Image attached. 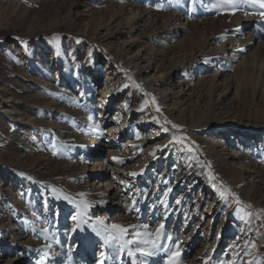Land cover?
<instances>
[{
	"label": "rangeland",
	"instance_id": "rangeland-1",
	"mask_svg": "<svg viewBox=\"0 0 264 264\" xmlns=\"http://www.w3.org/2000/svg\"><path fill=\"white\" fill-rule=\"evenodd\" d=\"M215 3L0 0V264H264V9Z\"/></svg>",
	"mask_w": 264,
	"mask_h": 264
},
{
	"label": "snow or ice",
	"instance_id": "snow-or-ice-1",
	"mask_svg": "<svg viewBox=\"0 0 264 264\" xmlns=\"http://www.w3.org/2000/svg\"><path fill=\"white\" fill-rule=\"evenodd\" d=\"M246 4H259L260 8L264 9V0H216V3L213 5V7L217 8V9L224 10V11H228L231 14H235V12H236V10L238 8H240V7H242L243 5H246ZM261 15H264V11L261 12ZM137 87H139V85H137ZM157 110H159V109H157ZM173 127L177 128L178 126L177 125H173ZM164 130L167 131L168 129L165 128ZM178 142H182V140L178 139ZM119 162L123 163V161H119ZM130 175L135 176V175H137V173H130ZM221 195H222V198H223L224 193H221ZM233 195H235V194H233ZM237 200H238V198H237ZM177 203H179V201H177ZM99 223L103 224V221H99ZM109 227L111 229L115 230L116 232H118L119 233V237L112 236V237H106V239H108V238L123 239L124 235L127 233V229L125 227H123L122 225L113 224V225H110V226H105V231H107V229ZM163 229H164V225L161 224L160 228L157 230L156 237H155L154 240H150V241L149 240H145V241H141V242L142 243H151L153 248L159 247V243L158 242L165 235ZM168 239H171V237H168ZM124 243L128 244V243H132V241L125 240ZM165 251H166V249H165ZM152 254L153 253H151V252L147 253V255H152ZM129 255L133 256V255H135V253L130 251ZM173 255H178V253L177 254H173ZM169 260H170V264H176V261L172 260L171 257L169 258ZM257 264H262V262L257 261Z\"/></svg>",
	"mask_w": 264,
	"mask_h": 264
},
{
	"label": "bare ground",
	"instance_id": "bare-ground-1",
	"mask_svg": "<svg viewBox=\"0 0 264 264\" xmlns=\"http://www.w3.org/2000/svg\"><path fill=\"white\" fill-rule=\"evenodd\" d=\"M261 38H264V32L262 33V35H261ZM51 40H53L54 41V43L56 44V45H59V39L56 37V36H53L52 38H51ZM249 43H251L250 41H249ZM35 50H37L35 47L33 48V51H35ZM47 55H45L44 53H43V51L42 50H38V62H41L42 60H43V58L44 57H46ZM234 56V55H233ZM260 57V56H259ZM259 57L257 58V55H253V58H254V62H253V67L257 70V69H259L260 71L261 70H263L264 69V63H262V64H260V66H259V63H258V59H259ZM261 63V62H260ZM243 65V64H242ZM246 68H247V66H246ZM244 71V70H243ZM261 73V72H260ZM149 103V102H148Z\"/></svg>",
	"mask_w": 264,
	"mask_h": 264
}]
</instances>
